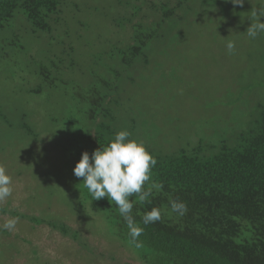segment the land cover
<instances>
[{"label": "rangeland", "instance_id": "374dc122", "mask_svg": "<svg viewBox=\"0 0 264 264\" xmlns=\"http://www.w3.org/2000/svg\"><path fill=\"white\" fill-rule=\"evenodd\" d=\"M187 2L189 12L163 26L147 58L123 71L113 93L121 103L120 131L127 127L131 140L155 154L217 147L242 131L264 102V85L252 75L264 57V32L255 39L246 34L256 22L252 10L264 9V0L242 6L231 0ZM77 4V18L51 37L34 35L22 20L0 31V165L13 189L0 202V226L17 219L14 229L0 228V264H148L68 196L83 185L73 169L85 142L81 136L86 138L68 90L87 83L88 56L106 45L114 13L106 0ZM229 41L235 42L233 54ZM46 66H57L71 86L61 82L50 89L39 76ZM255 74L261 78L264 68ZM250 84L260 87L247 90ZM38 89L40 95L32 93Z\"/></svg>", "mask_w": 264, "mask_h": 264}, {"label": "trees", "instance_id": "16d2710c", "mask_svg": "<svg viewBox=\"0 0 264 264\" xmlns=\"http://www.w3.org/2000/svg\"><path fill=\"white\" fill-rule=\"evenodd\" d=\"M106 1L114 12L107 23V43L103 46L97 39L102 50L88 56L87 83L68 90L86 126L80 159L84 152L91 158L94 151L108 147L116 135L112 129L120 131L119 126H123L121 113L118 115L121 103L113 96L123 71L146 59L163 26L171 20L181 21V14L190 9L187 0ZM78 2L0 0V31L22 20L34 35L51 37L68 19L77 18ZM121 11L128 16H121ZM81 24L79 21L78 26ZM77 39H84L80 31ZM74 62L71 59L73 69ZM261 67L264 57L252 69L254 78L264 85V75L255 76ZM58 70L57 66L41 67L39 76L50 89L61 82L69 88L71 84L59 77ZM256 87L250 84L246 89ZM32 93L40 95L41 89ZM121 131L130 132L127 127ZM149 153L157 164L151 169L145 190L153 182L163 187L153 189L146 201L130 197L134 203L131 215L144 229L139 237L141 247L131 242L126 222L113 201L107 197L93 200L84 185H77L79 190L70 191L68 196L80 210L97 215L115 240L139 250L148 264H264V102L256 107L242 131L217 147L208 150L201 146L192 154L185 150ZM170 198L186 203L184 216L171 213ZM154 207L161 210V220L144 225L143 214ZM4 212L0 206V213Z\"/></svg>", "mask_w": 264, "mask_h": 264}, {"label": "clouds", "instance_id": "9594fccd", "mask_svg": "<svg viewBox=\"0 0 264 264\" xmlns=\"http://www.w3.org/2000/svg\"><path fill=\"white\" fill-rule=\"evenodd\" d=\"M245 0H231L234 5L242 6ZM255 23L247 28L246 34L249 38L255 39L257 35L264 32V23L260 18L264 17V9L252 10ZM229 54L235 50V42L229 41L226 44ZM130 133L120 131L116 133L115 139L108 147L96 150L91 158L84 152L80 161L73 169L77 178H83V185L88 190L93 200H100L107 197L115 203L118 212L126 222L131 242L138 248L141 247L139 237L144 229L140 227L131 215L134 203L130 199L134 195L140 201H146L153 195V189L161 190L163 185L155 182L145 190L146 182L151 179V169L157 164V160L146 150L142 143L135 140H128ZM11 177L7 170L0 165V202L5 201L12 195ZM171 213L184 216L187 213V205L184 202L171 199ZM161 210L152 208L142 216L144 225L152 224L161 220ZM17 223L16 218L7 220L0 228L12 230Z\"/></svg>", "mask_w": 264, "mask_h": 264}]
</instances>
